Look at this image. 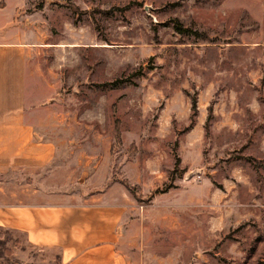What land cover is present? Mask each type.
<instances>
[{
  "label": "rangeland",
  "instance_id": "374dc122",
  "mask_svg": "<svg viewBox=\"0 0 264 264\" xmlns=\"http://www.w3.org/2000/svg\"><path fill=\"white\" fill-rule=\"evenodd\" d=\"M5 33L97 152L79 200L127 202L148 264H264V0H0ZM0 264L57 260L0 229Z\"/></svg>",
  "mask_w": 264,
  "mask_h": 264
},
{
  "label": "crops",
  "instance_id": "0c3cea01",
  "mask_svg": "<svg viewBox=\"0 0 264 264\" xmlns=\"http://www.w3.org/2000/svg\"><path fill=\"white\" fill-rule=\"evenodd\" d=\"M41 53L0 34V229L52 248L57 264H148L127 202L112 191L79 200L95 180L97 152L68 137L69 116L53 108Z\"/></svg>",
  "mask_w": 264,
  "mask_h": 264
},
{
  "label": "trees",
  "instance_id": "16d2710c",
  "mask_svg": "<svg viewBox=\"0 0 264 264\" xmlns=\"http://www.w3.org/2000/svg\"><path fill=\"white\" fill-rule=\"evenodd\" d=\"M172 23H173V28L179 33L198 35L197 30L184 27L182 23L176 18L172 20Z\"/></svg>",
  "mask_w": 264,
  "mask_h": 264
}]
</instances>
